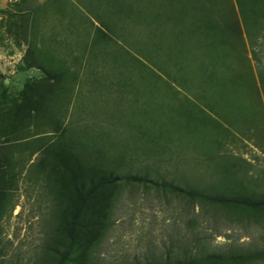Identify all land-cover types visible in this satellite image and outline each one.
Instances as JSON below:
<instances>
[{"label": "rangeland", "instance_id": "374dc122", "mask_svg": "<svg viewBox=\"0 0 264 264\" xmlns=\"http://www.w3.org/2000/svg\"><path fill=\"white\" fill-rule=\"evenodd\" d=\"M252 12L264 29L253 0H0V264H149L196 239L264 249V217L156 183L264 194ZM44 158L60 162L48 177ZM81 168L121 180L89 199Z\"/></svg>", "mask_w": 264, "mask_h": 264}, {"label": "trees", "instance_id": "16d2710c", "mask_svg": "<svg viewBox=\"0 0 264 264\" xmlns=\"http://www.w3.org/2000/svg\"><path fill=\"white\" fill-rule=\"evenodd\" d=\"M256 4H264V0H253ZM239 6L242 11H244V5L239 2ZM252 11L253 8H252ZM255 16V12H252L251 17L245 19L246 24V33L249 38L251 44V50L254 54H256V45L260 39V36L264 38V29L257 30L253 26V18ZM264 18V17H263ZM252 21V23H251ZM259 80L264 92V69L261 67L258 68ZM33 154H38L43 152L42 145H38L33 150ZM1 162V157H0ZM60 164L57 160H53V158H44L37 164H33L38 171H40L43 175L48 177L50 172ZM2 167H0L1 170ZM3 169V168H2ZM2 173V172H1ZM81 184L85 191V195L87 198L92 199L95 197L97 191L101 188H105L111 186L121 178L115 174H109L106 176H100L96 174H90L89 170L84 168L80 169ZM3 176V175H2ZM126 179L129 181H146L147 176H126ZM158 183L163 190H170L172 192L184 194V197L196 200L200 202L201 207L210 206L214 208H220L225 210H242L245 213H250V216L258 221L259 217H264V194L260 195H246L239 193H228L218 190L213 187H181L175 182H166L165 179L162 182ZM80 184V185H81ZM4 181L0 177V213L3 209V202L6 198V191L3 187ZM86 187H89V190H85ZM79 189V188H78ZM81 190V189H80ZM94 219V218H93ZM91 219L90 221H92ZM85 219L82 222V219L79 215L74 216L71 222L68 223L69 236L72 240L75 239L74 236L76 233V229H82L86 226ZM89 221V220H88ZM87 225H93V223H89ZM66 258V257H65ZM264 261V249H255V250H241L235 249L228 252H213L203 246L201 240L196 239L193 243L187 247L186 245L182 247L180 253L176 255L172 250H169L164 260L157 261L155 263L149 264H257ZM58 264H64L63 260H60Z\"/></svg>", "mask_w": 264, "mask_h": 264}]
</instances>
